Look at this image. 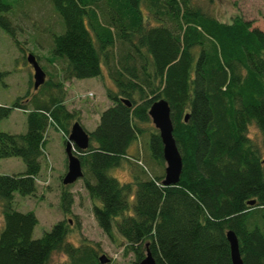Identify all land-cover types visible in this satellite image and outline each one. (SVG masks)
Wrapping results in <instances>:
<instances>
[{
    "label": "trees",
    "instance_id": "trees-1",
    "mask_svg": "<svg viewBox=\"0 0 264 264\" xmlns=\"http://www.w3.org/2000/svg\"><path fill=\"white\" fill-rule=\"evenodd\" d=\"M48 1L59 19L49 29V62L63 66L54 74L42 66L51 79L41 89L32 76L34 93L12 106L0 102V121L18 108L28 124L25 133L0 131V159L21 157L26 164L22 173L0 174V264H50L57 251L71 264H101L93 245L67 239L70 221L35 238L38 216L16 209L15 199L37 192L48 128L67 141L80 122L66 105V82L102 76L103 65L116 86L107 89L111 104L93 131L85 128L89 147L75 148L99 226L112 238L116 228L135 254L133 264L147 249L157 264H232L229 230L238 236L244 264H264V30L242 13L221 20L194 0ZM12 11L0 0V26L21 48ZM7 75L0 70V81ZM161 99L171 106L184 162L172 185L163 183L164 144L149 115ZM253 125L261 144L249 134ZM144 136L145 161L141 151H130ZM124 159L131 167L127 182L110 174ZM74 196L63 184L65 214L72 213Z\"/></svg>",
    "mask_w": 264,
    "mask_h": 264
},
{
    "label": "rangeland",
    "instance_id": "rangeland-1",
    "mask_svg": "<svg viewBox=\"0 0 264 264\" xmlns=\"http://www.w3.org/2000/svg\"><path fill=\"white\" fill-rule=\"evenodd\" d=\"M24 1L6 0L13 6L9 16L18 25V38L24 50L0 26V70L8 72L5 80L0 81V102L8 106L36 91L30 83L32 76L34 81V68L25 56L30 53L39 55L41 66L46 67L47 72L51 74L59 72L60 67L63 66V63L49 62L53 46L49 29L57 28L59 22L50 2L38 0L22 4ZM194 2L224 21H229L234 15L242 13L247 19L254 21V26L264 30V0H194ZM21 6L24 7L25 13L20 14L18 11L19 18L14 19L13 14ZM103 70L102 76L73 79L65 84L68 109L76 112L81 124L90 132L98 125L101 113L111 104L106 94L107 89L116 88L104 65ZM49 78L50 75L47 73L46 79ZM53 79L59 80L57 75H54ZM27 129V114L18 108L13 109L8 117L0 121V131L25 133ZM249 134L254 141L262 143L261 132L256 126L250 127ZM131 148L132 154L141 151L143 161L148 158L145 136L142 137L141 143ZM67 163L65 136L50 126L47 131L46 154L37 178V192L29 196L17 193L15 199L16 209L24 212L34 211L38 216L39 223L35 227L34 237H41L59 221H70L68 224L71 231L67 239L74 245L80 246L83 243L93 245L99 250L100 255H106L110 259L106 264H133L135 254L131 250L126 251L127 243L116 228L112 238L99 226L94 216L93 200L84 188L82 179L71 185L75 195L72 213L65 214L62 210L61 194ZM122 164L120 168L112 169L110 174L122 182L130 181V163L124 159ZM25 170L26 164L21 157L0 159V174L22 173ZM2 224L4 219L0 211V227H3ZM50 264H71V261L67 254L57 251L53 254Z\"/></svg>",
    "mask_w": 264,
    "mask_h": 264
},
{
    "label": "water",
    "instance_id": "water-1",
    "mask_svg": "<svg viewBox=\"0 0 264 264\" xmlns=\"http://www.w3.org/2000/svg\"><path fill=\"white\" fill-rule=\"evenodd\" d=\"M28 61L34 68V87L37 89L46 81V71L41 66L35 54L28 55ZM124 102L130 105L128 99ZM149 115L153 124L159 130L164 144V158L166 161L165 185L176 184L180 181L184 167L183 156L178 147L174 136V125L171 117V106L165 99L154 102L149 110ZM188 115L186 120H188ZM90 145V134L79 122H75L71 128L66 142V154L68 160V170L63 178L64 185H71L84 176L83 164L80 157L74 152V146L85 150ZM255 203V201H251ZM227 237L231 247L232 264H244L241 254L239 239L235 231L229 230ZM101 264L109 263L110 259L106 255L100 256ZM139 264H157L150 249H147V255Z\"/></svg>",
    "mask_w": 264,
    "mask_h": 264
}]
</instances>
